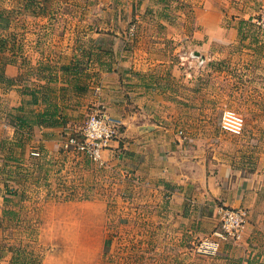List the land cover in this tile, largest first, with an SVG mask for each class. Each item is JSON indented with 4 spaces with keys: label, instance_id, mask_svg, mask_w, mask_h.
I'll return each mask as SVG.
<instances>
[{
    "label": "rangeland",
    "instance_id": "rangeland-1",
    "mask_svg": "<svg viewBox=\"0 0 264 264\" xmlns=\"http://www.w3.org/2000/svg\"><path fill=\"white\" fill-rule=\"evenodd\" d=\"M0 39V264H221L231 206L175 182V134L264 172V0H0ZM94 112L117 160L62 146Z\"/></svg>",
    "mask_w": 264,
    "mask_h": 264
},
{
    "label": "crops",
    "instance_id": "crops-1",
    "mask_svg": "<svg viewBox=\"0 0 264 264\" xmlns=\"http://www.w3.org/2000/svg\"><path fill=\"white\" fill-rule=\"evenodd\" d=\"M129 121L131 123L133 120L129 118ZM142 121L137 135L138 140L143 142L142 146H148L147 143L150 140H155V144L161 141V146L167 142L169 138L167 132L162 128L152 132L148 131L147 124H150V121L147 119L145 121L142 119ZM129 130L124 135L132 136V130ZM57 135L61 136L62 132L57 130ZM191 135L189 133L188 137L183 138L175 134V173H172V178L177 184L205 186L210 195L216 198L222 196L224 204L247 210L245 238L237 243L228 244L229 248L221 253L224 256L221 264H264V172L257 168L253 170L235 169L233 166L216 160V156H209L202 150L204 143L201 142V138ZM116 141L113 139L103 153V155H110V160L118 159L116 151L112 148ZM187 186L184 191L189 192Z\"/></svg>",
    "mask_w": 264,
    "mask_h": 264
},
{
    "label": "built area",
    "instance_id": "built-area-1",
    "mask_svg": "<svg viewBox=\"0 0 264 264\" xmlns=\"http://www.w3.org/2000/svg\"><path fill=\"white\" fill-rule=\"evenodd\" d=\"M190 61L195 60L198 66L205 62V57L192 54ZM192 66V63H190ZM119 120L108 116L105 112H94L86 121L81 132L66 137L62 146L73 148L85 154L92 160H100L103 152L109 147V143L118 136ZM222 128L234 135H240L244 131L245 120L242 114L228 109L222 115ZM180 133L185 136L184 129L180 128ZM247 223V211L242 207H231L225 211L222 219V229L217 232L219 239L215 244L218 247L220 237L232 239H242L244 237V227Z\"/></svg>",
    "mask_w": 264,
    "mask_h": 264
},
{
    "label": "trees",
    "instance_id": "trees-1",
    "mask_svg": "<svg viewBox=\"0 0 264 264\" xmlns=\"http://www.w3.org/2000/svg\"><path fill=\"white\" fill-rule=\"evenodd\" d=\"M1 39H0V47H1ZM6 198V197H5ZM30 263V261L29 260H27V261H20L19 262V264H29ZM31 264V263H30Z\"/></svg>",
    "mask_w": 264,
    "mask_h": 264
}]
</instances>
